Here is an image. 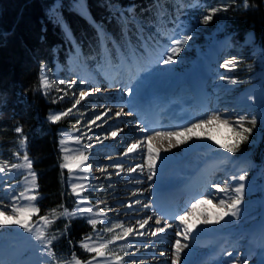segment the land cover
Masks as SVG:
<instances>
[{
	"label": "rangeland",
	"instance_id": "obj_1",
	"mask_svg": "<svg viewBox=\"0 0 264 264\" xmlns=\"http://www.w3.org/2000/svg\"><path fill=\"white\" fill-rule=\"evenodd\" d=\"M208 3L213 5L209 7L207 6ZM159 4L163 6L165 14L159 18L157 16L156 24L148 23L147 21L140 19L139 17L135 16L134 13H132L138 23L129 25V28L131 29L130 31L128 30V27L124 28L127 31V45L121 47L122 50L119 49V45H121L120 42L117 41V44L114 42V40H112V44L109 45L107 43L108 39L101 40L94 35L92 36L93 47H87V56L84 55V52H82L83 49L79 47V45H76L75 53L68 54L64 63H60L54 58L50 61L52 64L51 66H49L46 62H43L41 64V66H44L43 72L40 69L39 79L41 80V76L43 75L46 76L51 83V87L47 89L41 86L42 93L48 96L55 104L61 105L59 109L50 111L48 119L51 114L66 112L69 108H72L75 100L79 98V93L81 91H86L89 93V95L85 99L81 100L80 104L76 105L72 112L67 115L71 119V125L70 127L61 130L60 134L61 132H66L72 137H80L78 151L76 153L67 155L69 158L79 155L80 152H83L86 156H88L87 161L91 166L89 169V172L91 171V173H89L91 174V177L83 191V196L90 202V206L98 204L99 201L104 202L99 204V208L103 209V211L107 213V217H94L98 220H106L109 222L97 225V232L99 233L102 240L109 241L117 234L122 235L123 230L120 228H115L112 232L105 231V229L119 222H123L124 227L135 226L138 231L144 233L143 236H140L134 232L128 238L117 240L110 244L108 249H106V251L109 253L124 257L126 264H145L146 262H141L143 256L140 255V253L143 252L145 247L148 248V246H150L148 245L150 244L149 242L154 241L151 240L152 237H148L150 235L147 234L153 231L152 228L155 226V224L153 227H150V232H147L146 230V227H149L148 225L144 229H139V226L136 225V217L137 214L140 213V210H138L139 207H137V205H141V203L145 202V200L146 204L144 205H148L150 199L148 197L145 198V200L142 198L140 203L137 205L134 203L135 200H127V197L129 198V196L133 195L135 191L134 189L130 188L131 185L138 183V181L141 179L140 177L131 178L130 176L135 171L129 172V169H136L138 165H141L142 168H146V175H149L146 149L140 148L134 153H128L127 155L125 154L127 148L132 143L137 140L144 139V136L139 132V130L142 129L145 119L141 118L139 121L134 120L133 124L136 123L137 127H130V129L126 131L122 127V122L116 121L115 116L107 114V111L115 105L110 98L112 95L103 93L101 90L105 91L106 88H109V83H97L91 81V79L80 76V64L86 63L87 70L84 72L89 73L94 71L96 73L100 71L101 77L103 73L107 75L105 77L106 80H108L110 77L117 78V83L114 85L119 86L120 89H131L133 85H131L130 82L125 86V83L123 84L126 76V71L123 70L124 67L132 66L131 72L135 70L139 73H154L156 69H162L161 67L163 66V63L158 62L159 58L160 60L163 59L160 54L171 46L172 38H182L183 35L187 34L191 35L192 38L187 44L182 46L183 50L176 57L175 64H178L179 67L177 75H181L185 72V70H187V68L197 65V62L201 60L199 65L205 68V71L201 76V82H206V89L204 91H206L207 97H209L211 106L215 99V94H221L225 88L229 86L235 87L234 90L226 95L227 97H231L239 94L251 86H244L243 89L242 84L245 82V79L238 78L237 74L239 72L238 69L241 62L246 57V52L254 45L255 36L253 33H246L243 35L242 41H239L237 32L234 31V29H231L229 26L228 11H220L216 13L208 24L202 23L203 16L208 14V9L213 7L219 8L227 6L228 10L229 4L226 1L219 0L215 2L214 0H161ZM181 4L183 6H180ZM55 6L60 8L62 4L58 1L56 2ZM103 32L109 37L108 32L104 30ZM94 37L96 39H94ZM202 43L204 44L203 47L201 46ZM217 44H220V47L215 48ZM114 46L117 47L119 53H117L118 55L113 50ZM250 51H252L251 55L257 60L259 66L263 68L264 53L260 46ZM208 59L214 60L212 66H209ZM218 59H220V63L217 62ZM233 59L238 61L235 68L228 70L224 67H221V65H223L226 61ZM129 60H131V64L128 62ZM152 64L156 65L152 66ZM261 76L264 78V69L257 73L258 79ZM221 77L224 78L222 79ZM231 80H236L237 83L233 84L230 82ZM60 81H64L65 83L61 84L59 83ZM73 81L75 83H71ZM70 83L71 87H69ZM106 83H108V85ZM189 89L191 92H194L191 88ZM190 90L189 93L187 92V94L182 89L179 94H177V97L185 99L187 95L193 94L190 92ZM61 97H63V99H61ZM124 99H122L121 104L118 105V107L121 108L123 112L126 111L124 107H126L128 104V101ZM178 107L181 109L183 106L178 105ZM157 110L160 111L159 108H157ZM209 112L210 110L205 112L200 117H196L187 124H183L178 127H170L168 130H170V132L181 131L183 128L190 127L191 124L204 119ZM120 113V116H122V112ZM96 116H100L101 119L95 120ZM244 116L248 118V121H250L252 117H255L257 120V138L252 142V144L255 145L261 140L264 130V104H260L255 108L254 111H251ZM92 121H95V123H92ZM248 121H245V127L247 126ZM115 122L116 125H114ZM233 125L235 126L236 122L233 123ZM112 131H117L116 137L110 135ZM161 131L162 130L160 129H155L150 132V135L154 137L156 132ZM222 132H224L223 135ZM211 134H215L219 137L220 144L212 152H208L206 155H216L217 153L230 154L231 156H228L227 162L225 163L229 164L231 162V165L236 164L240 166L241 174L245 176V179L242 181L245 186L244 197L247 202L250 203L249 205L253 206L254 211L248 216H242V222L246 223L242 232L246 237L249 232H253V230L264 226V168H257L255 166L256 164L251 161L248 155L235 157L233 152H228L225 148L220 147L221 144H232L235 140L233 132L226 126L218 127L217 130L212 131L208 125H205L203 128L196 129L195 134L192 135L191 139L186 140L185 143L177 144L176 147L179 149V151H181L185 145L195 143L204 137L207 138ZM90 137L96 139L93 140L94 143L89 142ZM158 139L159 138H154V140ZM144 145L145 144H143L141 147ZM157 145V147L161 149L164 147L163 144L159 142ZM140 150L142 151L140 152ZM19 151H21L22 155V150L19 149ZM60 151L62 154L63 163H65V154L62 150ZM0 161H8L9 164L21 162L14 156V154L12 157L5 158L1 150ZM116 164H121L123 166V170L121 171L120 169L116 168ZM102 169H106V171H101ZM117 172H119V175L116 174ZM24 175H26V172L22 174L14 171L8 176H3V181L0 183V195H2L4 199L1 198L3 203L0 204V207L8 206L10 209L11 196L18 194L26 186V183L23 180ZM232 177V175L226 176L223 180H221L220 186H230L232 188L237 187L239 184L233 185V182L230 181ZM8 185H12V188L9 189ZM101 185H103L102 188L100 187ZM210 186L211 185H206L204 187V190L206 191L205 194L210 193ZM120 188L123 189V195L119 192ZM126 188L129 191L127 194L124 193L126 192L125 190H127ZM117 194H119L118 197H116ZM230 195L219 198L211 197L210 199L213 201L214 205L218 207L219 200L229 199ZM39 198L40 196H38V200ZM38 200L36 201V204ZM116 200H118V203ZM187 202H185L183 205H186ZM130 203L132 204L131 208L127 207V205ZM158 214L164 216L161 213H157L152 219L156 220L157 217H159L156 216ZM176 220L177 219L173 218L170 223L175 225ZM36 221H38V217H33L32 222ZM160 226H163V224ZM13 235L14 225L0 226V243H2L5 239L12 238ZM124 244H129L130 246L122 250L121 245ZM11 246L14 247L15 245L11 244L9 247ZM25 247L26 249L24 255H22L23 258H25L33 249L43 248L42 250L44 255L43 258L41 257L40 259L43 261L40 264H50L52 257L47 255V250L43 247V244L40 241H37L34 236L30 239L29 244H21L20 249L22 250ZM163 248L164 247H162L160 250H163ZM237 252L238 251L236 250H227L225 254L233 253L234 257H236L238 254ZM92 255L95 254L92 253ZM114 255L110 256V258H114ZM149 258L151 259L153 257ZM2 261L3 262L0 261V264H8V261H11V259L5 258ZM154 261L156 262L157 259H154ZM158 264L171 263L159 262Z\"/></svg>",
	"mask_w": 264,
	"mask_h": 264
},
{
	"label": "bare ground",
	"instance_id": "obj_2",
	"mask_svg": "<svg viewBox=\"0 0 264 264\" xmlns=\"http://www.w3.org/2000/svg\"><path fill=\"white\" fill-rule=\"evenodd\" d=\"M216 47H220V44H217L215 48ZM159 61H161L160 58L158 62ZM199 62H197L198 64L195 63L197 65L187 68V70L179 76L177 75L179 67L178 64L175 63L163 64L161 67L162 69H156L154 73H139L135 70L131 72L132 66H123V70L126 71L123 84L125 83V86L130 82L131 85H133L131 94L128 93L127 89H120L119 86L114 85L117 83V78L110 77L106 80L105 77L107 75L103 73L101 77L100 71L96 73L94 71L89 73L84 72L87 70L86 63L80 64V76L91 79V81L97 83L108 82L110 87L106 88L105 91L101 90V92L112 95L110 98L115 106L110 108L107 114L115 116L116 121L122 122V127L126 131H128L130 127H137L136 123L133 124L134 120L139 121L141 118H144L142 129L139 130L144 138L151 136L150 132L155 129H160L162 130L161 132H170L168 129L170 127H175L171 124V117L174 115L180 117L182 114L181 109L187 107L185 105H188V103H184L183 107L180 109L176 102L179 101L177 94H179L182 89L184 92L189 93V86H191L194 92L190 90L193 94L187 95V93L186 97L193 96L196 99L191 104V116L187 118L189 122L210 110L204 119L213 113H218L222 118L228 119L233 125L239 116H244L254 111L260 104H264V78L261 76L258 81L235 96H226L234 90L235 87L229 86L225 88L221 94H215V99L211 106L206 91L201 89L203 85L201 76L205 68L200 66ZM213 62V59H208L209 66H212ZM217 62L220 63V59H218ZM153 65L156 64H152V66ZM108 83L106 84L108 85ZM122 99L128 101L127 106L124 107L126 110L124 112L118 107ZM185 101H187L186 98L183 102ZM157 108H159L160 111L157 110ZM189 108L191 107H188V109ZM188 109L185 108V110ZM170 110L171 114L168 116ZM117 112H122V116H117ZM114 125H116V122ZM208 126L212 131L217 130L218 127H224V125L216 123ZM223 133L224 132H222V135ZM73 137L66 132H61L60 134L59 149H67V151H63L65 156L76 153L79 149L80 142L77 143L73 140ZM93 140L96 139L89 138L90 143H94ZM158 142L163 144V149L157 147ZM144 144L145 145L141 148L147 150V142L145 141ZM172 144L175 146L169 148V141L167 139H153L152 147L154 153L156 150H159V158L156 159L151 180H149L148 175H146V168L141 169L136 167L135 172L130 176L131 178L140 177L141 179L138 183L131 185L130 188L135 191L129 198L127 197V200L140 201L142 198L145 200L147 197L150 199L148 207L146 208L143 206L146 204V200L142 202L141 205L135 204L139 207L138 210H140V213H138L136 217L137 220L147 219L148 217L153 218L155 214L161 213L164 216L159 214L156 215L161 218V224H172L170 221L173 218L183 215L185 211H191V205L197 200L205 198L211 200V197L219 198L226 197L230 194L234 195L233 193L219 192L217 188L213 186L216 184L220 185L221 180L226 176H233L230 179L233 185L242 183V181L239 180V176L242 175L240 166L236 164L231 165V162L229 164L225 163L227 162L228 156H231L230 154L217 153L216 155H206L220 144L217 135L211 134L207 138L204 137L195 143L185 145L181 151L176 147L175 137L172 139ZM141 151L142 150H140V152ZM86 165H89L88 161H85L80 168L74 169L73 174L70 175L69 173L70 189L72 183L87 185L91 177V174H89L91 171H82ZM83 177H87V179L85 180ZM2 181L3 180H0V183H2ZM206 185H211L209 187V189H211L209 194H205L206 191L204 187ZM166 187H178L180 190L179 196H177V193H174L161 198V191ZM125 191L124 193L126 194L129 192L128 189ZM119 192L122 194L123 189L120 188ZM118 195L119 194H117L116 197H118ZM1 198L4 199L2 195H0V201H2ZM75 199L77 201L76 196ZM116 202L118 203V200H116ZM185 202H187V204L183 205ZM249 204L250 203L247 202L245 197H243L238 217H225L224 220L215 223L214 211L216 212L218 207H213L214 203L212 200L211 203H205L203 207L196 210L195 215L189 217L190 223L195 224L196 227L193 229L191 237L187 241H184L181 237L176 235V233L180 231V221L178 219L175 225L172 224V228L166 229L164 233L158 236L151 235L150 227H153L155 224L152 228V230H154L156 227L160 226L155 223L156 220L151 219L148 224L149 227H146V230L150 232L147 234L150 235L148 237H152L151 240L154 241L149 242L150 244L148 245L150 246H148V248L145 247L143 252L140 253V255L143 256L141 262H146L145 264L170 262L172 264V253L174 251L172 246L176 239H181V242L187 243L189 247L185 248L181 253L180 264H202V262H210L209 260H211V264H241L244 259H247L248 264H264V226L253 230V232H249L246 237L242 232L243 227L246 225V223L242 222V216H248L250 213L252 214V212H254L253 206ZM88 205L90 206V204L82 206L88 207ZM75 207L76 204L74 208ZM201 213H206L212 222L208 224L202 223L203 216ZM33 225L35 227H40L41 222L38 220L33 222ZM33 236L34 233L25 232L22 228H19V226L14 225L13 237L5 239L0 243V261L3 262L2 260L5 258H10L11 261H8V264H40L43 261L40 260L44 255L43 248L33 249L25 258H23L22 255H24L26 247L22 250L20 249L21 244H29ZM11 244L15 246L9 247ZM162 247L166 250L164 248L160 250ZM227 250H236L238 254L236 257H234L233 253L229 256V253L225 254ZM161 253H164V255H161ZM215 254H217L218 258ZM149 257L153 258L150 259ZM104 259L103 257L97 258L98 261H101V264H103ZM154 259H157V261L155 262Z\"/></svg>",
	"mask_w": 264,
	"mask_h": 264
},
{
	"label": "trees",
	"instance_id": "obj_3",
	"mask_svg": "<svg viewBox=\"0 0 264 264\" xmlns=\"http://www.w3.org/2000/svg\"><path fill=\"white\" fill-rule=\"evenodd\" d=\"M58 1L62 4L58 8L61 23L56 22L51 12ZM160 1L82 0L88 13L84 16L75 8L77 0H0V150L5 158H9L19 150L21 136L27 137V153L33 161L41 196L37 202L39 215L50 214L53 209L58 215L63 210L61 205L70 211L76 203L68 188V171L61 168L63 158L58 144L60 131L70 127L71 119L69 116H63L57 122L48 119L50 111L61 105L41 91V64L46 62L51 66L50 61L54 58L64 63L67 55L76 50L74 43L87 56L92 36L98 38L97 26L108 31L107 42L117 40L122 47L127 45L124 16H129L131 10V15L134 13L140 19L156 24V4ZM224 1L229 4V26L237 32L238 40L248 32L255 36L254 45L246 52L237 74L238 78L245 79L243 86H248L257 80L256 73L260 70L250 50L260 46L264 53V0H249L248 9L243 8L244 0ZM212 5L208 3L207 6ZM62 24L70 28L72 39L65 35ZM128 30H131L129 25ZM17 127L22 133L15 132ZM246 127L252 125L248 123ZM257 130V125L252 127L248 139L233 153L236 156L249 153L257 165L264 166V130L261 140L252 144L257 138ZM87 218H60L50 225L48 235L58 237L51 245L55 252L51 264H63L71 258L73 251L81 261H88L93 256L79 245L83 237L93 233ZM66 225L69 226L65 232Z\"/></svg>",
	"mask_w": 264,
	"mask_h": 264
},
{
	"label": "snow or ice",
	"instance_id": "obj_4",
	"mask_svg": "<svg viewBox=\"0 0 264 264\" xmlns=\"http://www.w3.org/2000/svg\"><path fill=\"white\" fill-rule=\"evenodd\" d=\"M180 6H183L182 4ZM250 7L249 0H244L243 2V8L248 9ZM76 10L84 16H87L88 13L86 12L85 5L83 4L82 0H77V3L75 4ZM220 11H227V6L223 7H213L208 9V14L203 16L202 23L208 24L212 19L213 16L220 12ZM52 15L55 17L57 23H61V18L58 15V8L53 5L51 9ZM165 14V10L163 9V6L159 3L157 4V16L162 17ZM121 16H124L123 13H121ZM124 19L126 20L125 27H128V25H134L138 23L136 21V18L134 15H131V10L129 16H124ZM93 24H95V21H93ZM65 29V35L72 39V34L70 28H68L67 24L61 25ZM139 30V29H138ZM97 33L98 38L101 40L107 39L106 34L103 32V29L100 26H97ZM191 35H183L182 38H172L171 39V46L168 47L163 53L160 55L163 57V59L159 62L163 64H172L176 62V57L179 55V53L183 50L182 46L187 44L189 40H191ZM135 55V54H133ZM238 61L235 59L226 61L221 67H224L228 70H232L235 68ZM44 66H41V70L43 72ZM222 79L224 77H221ZM83 82V81H82ZM231 83L235 84L237 83L236 80H231ZM59 83L64 84V81H60ZM71 83H75L74 81ZM71 83L69 84V87H71ZM40 84L43 88L47 89L51 87V83L49 82L48 78L46 76H41ZM98 90V89H96ZM128 93L131 94L132 89H127ZM89 95L86 91H81L79 93V98L75 100L74 104L72 105V108H69L66 112H62L59 114H51L49 116V120L52 122L59 121L63 116L69 115L72 110L76 107V105H79L81 100L85 99ZM63 99V97H61ZM121 113L117 112L116 115L119 116ZM100 116H96L95 120H100ZM245 121H248V118L245 116H239L236 125H232L228 119L222 118L220 114L213 113L212 115H209L206 119H201L196 123L191 124L190 127H185L181 131L176 132H156L155 136H147L144 138V140H137L134 143H132L126 151V155L128 153H134L138 151L141 146L147 142V166L149 169V175L148 179H152V170L155 168L156 159L159 158V150H156L154 153L153 147H152V141L154 138H163L167 139L169 141V148L174 147L175 145L172 144V139L176 138V144H182L185 143L186 140L191 139L192 135L195 134V130L198 128H203L205 125L210 124H222L228 128L231 129V131L234 134L235 140L232 144H221V148H225L228 152H235L239 145L248 139V135L252 132V127H255L257 124V120L255 117H252L248 123L252 125V127H245ZM92 123H95V121H92ZM146 130V129H145ZM16 133H22V129L20 127L15 128ZM111 136L116 137L117 131H112L110 133ZM73 140H75L77 143L80 141V137L76 136L73 137ZM27 137L21 136L19 139V149L22 150L23 154L21 155V151H17L14 153V156L20 160V163H11L9 164L8 161H0V180L3 179V176H8L12 172H19L24 173L26 172V175L23 176V180L26 183V186L23 188L22 191H20L18 194H14L11 196V206L10 209L8 206L0 207V226L5 225H16L19 226V228H22L25 232L28 233H34V238L37 241H40L43 244V247L47 250V255L49 257H55V252L52 250L51 245L54 240H56L58 237L56 234H52L51 236L48 235L47 229L50 227L51 224L55 222L56 219L60 218H77V217H84L87 216V223L92 226L93 233L88 234L87 236L83 237L81 241L79 242L80 247L87 253L93 255L88 261H81L73 251L71 253V258L69 260L63 261V264H101V261H98V257L105 258L103 261V264H126L124 257L119 255H114L112 253H109L106 251L108 249L109 245L114 243L117 240L126 239L129 236H131L134 232L137 235L143 236L144 233L138 231L135 226L130 227H124L123 222H119L117 224H113L111 227L105 229L107 232H112L115 228H120L123 230L122 235L117 234L115 235L111 240L109 241H103L100 237L99 233L97 232V225L102 223H109L106 220H98L94 217H107V213L103 211V209L99 208V204L104 203L103 201H99L98 204L92 205L89 207H83L82 205L89 204L90 202L83 196V191L86 187L85 184L81 183H72L71 184V191L74 196L77 197L76 201V207L69 211L67 208H64L63 205H61L62 211L59 212L57 215V210L53 209L50 210V214L45 215H39L40 208L37 206L36 201L38 200V184L36 183L37 175L35 171H33V161L30 159L27 150ZM62 151H67V149H62ZM65 163L61 164V168L68 169L70 175L73 174V170L80 168L82 164L85 163V161L88 160V156H86L83 152H80L79 155L72 156L69 158L68 156L64 157ZM90 165H86L82 171L87 172L90 169ZM116 168L123 170V166L121 164H116ZM137 167L142 169L141 165H138ZM101 171H106V169H102ZM135 171V169L130 168L129 172ZM119 175V172L116 173ZM83 179H87V177H83ZM245 179L244 175L239 176V180L243 181ZM217 188L219 192L222 193H234V195H230L229 199H220L218 203V210L214 213L215 216V223H219L220 221L224 220L225 217H238V213L240 211V205L243 201L244 197V184L240 183L235 188H230L228 186L221 187L220 185H213ZM101 188L103 185L100 186ZM8 188L11 189L12 185H8ZM3 201H0V204H2ZM134 203L139 204L140 201L136 200ZM205 203H211V200L201 199L197 200L195 203L191 205V211H185L183 215H179L175 217V219H178L180 221V231L176 233L177 236L181 237L184 241H187L190 239L191 234L193 232V229L196 227L195 224L190 223L189 217L196 214V210L198 208L203 207ZM127 207L131 208L132 204H128ZM144 207H148V205H144ZM213 207H217L216 205H213ZM10 212V214H9ZM203 216L202 223L208 224L212 221H210V217L206 213H201ZM51 216V218H50ZM33 217H38L39 222H41L40 227H35L32 222ZM152 219V217H148L147 219L143 220H136V225L139 226V229H144L148 224L149 221ZM155 223L157 225H161V218H157ZM69 225L65 226V232L67 231ZM172 224H163V226L156 227L152 232V236H158L161 233H164L166 229L172 228ZM63 234V233H62ZM71 243V241H70ZM129 244L121 245V249L129 247ZM173 253H172V264H180L181 262V253L185 248H188L189 245L187 243H182L181 239H176L173 244ZM114 258H108L110 256H113ZM161 255H164V253H161ZM231 256V253L228 254ZM241 264H248L247 259H244Z\"/></svg>",
	"mask_w": 264,
	"mask_h": 264
}]
</instances>
